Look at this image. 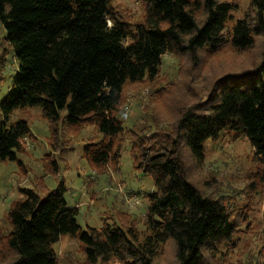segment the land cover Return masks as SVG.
Segmentation results:
<instances>
[{
  "label": "trees",
  "instance_id": "16d2710c",
  "mask_svg": "<svg viewBox=\"0 0 264 264\" xmlns=\"http://www.w3.org/2000/svg\"><path fill=\"white\" fill-rule=\"evenodd\" d=\"M247 1L255 16L247 12L231 23L236 5L230 2L144 0L143 18L131 23L111 0H0V87L7 56L18 65L0 100V161L17 160L24 168L18 152H26L32 132L24 117L15 122L12 117L39 108L52 151L40 159L46 175H57L65 165L69 139L96 125L100 139H90L82 150L94 172L119 170L128 132L136 169L154 182L144 237L139 221L125 210L115 211L113 224L82 229L64 183L45 199L22 189L26 199L14 201L8 212L12 231L0 233V264H59L55 245L64 236L79 239L85 256L79 264H159L157 255L168 245L174 264L229 263L226 251L244 211L191 182L182 147L203 162L208 140L226 132L247 139L261 168L249 172L245 190L264 194V0ZM260 38L259 63L239 66L238 54L256 48ZM167 55L180 67L185 59L191 63L194 72L189 70L186 83L195 98L199 71L218 63L207 79V97L191 106L178 102L175 120L150 115L127 128L120 113L125 87L156 82Z\"/></svg>",
  "mask_w": 264,
  "mask_h": 264
},
{
  "label": "rangeland",
  "instance_id": "374dc122",
  "mask_svg": "<svg viewBox=\"0 0 264 264\" xmlns=\"http://www.w3.org/2000/svg\"><path fill=\"white\" fill-rule=\"evenodd\" d=\"M218 1L236 5L232 12L231 23L243 18L247 12L252 18L255 16V12L249 10L247 0ZM111 6L119 16L131 23L142 19L145 12L144 0H111ZM199 16L204 18L203 13ZM1 31L0 27V33ZM262 53L263 45L260 38L256 48L240 52L236 59L239 66H243L242 68L254 67L257 62L259 63ZM7 63L8 69L0 87V100L8 92L13 75L18 71L14 57L8 55ZM217 64L210 63L199 71L202 79L197 84L199 95L195 98L194 90L186 83L190 77L189 70L194 72L189 60L185 59L180 67L175 56H164L162 70L156 82L151 85L142 83L125 87L120 113L126 127L133 123L141 124L150 115L159 116L163 122L166 118L175 120L178 115L175 106L178 102L191 106L204 100L208 94L207 79L217 72L210 70ZM162 91L166 92L164 96ZM21 117L28 121L32 132L31 137L26 139V152H18V160L23 163L24 168L17 160L0 161V233L2 235L12 231L8 220L11 204L16 200L26 199L22 189H32L45 199L48 191L57 189L62 183L67 189L65 198L68 205L79 208L77 221L82 229L100 228L106 221L113 224L115 211L125 210L139 221L138 228L142 237L149 233L144 218L148 208L147 195L154 190V182L151 177L145 176L136 169L135 159L130 154L128 132L123 137L124 148L121 159L116 165L119 170H114V166H108L106 171L109 173L101 175L94 172L82 157L84 145L90 139L97 141L101 136L98 126L92 125L86 127L78 136L71 139L67 136L70 150L64 154L65 165H61L57 175H46L40 161L42 157L52 153L47 144L49 129L46 120L39 108L15 113L12 122ZM182 150L186 156L191 182L201 192L210 196H225L224 200L228 206L238 213L244 211L241 213L244 218L239 220L240 229L237 238L232 248L226 251L228 264H264V194L260 191L258 194L249 195L245 190L249 172L261 168V163L254 158L250 142L245 138L235 137L233 132H226L217 140L210 139L205 143L203 162H196L185 145ZM53 158L58 159V156L54 154ZM80 246L78 238L70 236L61 238L55 245L59 264L81 263L85 256ZM173 257L172 246L168 245L160 249L157 261L159 264H174Z\"/></svg>",
  "mask_w": 264,
  "mask_h": 264
}]
</instances>
